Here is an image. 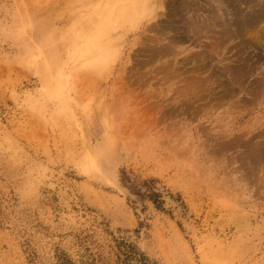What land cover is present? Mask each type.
I'll return each mask as SVG.
<instances>
[{"label": "rangeland", "instance_id": "obj_1", "mask_svg": "<svg viewBox=\"0 0 264 264\" xmlns=\"http://www.w3.org/2000/svg\"><path fill=\"white\" fill-rule=\"evenodd\" d=\"M112 1L0 0V264H264V0Z\"/></svg>", "mask_w": 264, "mask_h": 264}, {"label": "bare ground", "instance_id": "obj_2", "mask_svg": "<svg viewBox=\"0 0 264 264\" xmlns=\"http://www.w3.org/2000/svg\"><path fill=\"white\" fill-rule=\"evenodd\" d=\"M220 1V0H219ZM218 1V2H219ZM113 3H111V4H109L108 6H107V9H108V12L106 13V16L105 17H103V18H108V17H111V16H115V18L117 17V16H119V15H121V11L123 12V11H125V10H129V8H128V6H126L125 4L126 3H128L129 2V4L131 3L132 5H134L133 6V8H132V13H134L136 10H135V8L137 9V5H140L141 3H140V0H116L115 2L114 1H112ZM143 2H145L146 3V0H143ZM235 2V1H234ZM128 4V5H129ZM225 4V3H224ZM131 5V6H132ZM142 5H144V4H142ZM220 5V4H219ZM240 5H243V4H240ZM104 6H105V4H104ZM125 6L128 8H125ZM221 6H223V5H221ZM129 7H130V5H129ZM124 8H125V10H124ZM107 9H105V10H107ZM110 9V10H109ZM218 9V8H217ZM216 9V10H217ZM135 10V11H134ZM230 11V10H229ZM130 12V11H129ZM137 12V11H136ZM124 14V13H123ZM129 14H131V13H129ZM134 14H136V13H134ZM102 15V14H101ZM191 16V15H190ZM197 16V15H196ZM243 16V15H242ZM102 18V19H103ZM114 18V19H115ZM202 18V17H201ZM217 18V17H216ZM225 18V17H224ZM228 18V17H227ZM226 18V19H227ZM105 19V20H106ZM191 20H192V18H191ZM223 20V19H222ZM107 21V20H106ZM200 21V20H199ZM231 21V20H230ZM201 22V21H200ZM206 22V21H205ZM102 23V22H101ZM257 23H259V21L257 22ZM227 24H229V20H228V22H227ZM231 25V24H230ZM258 25V24H257ZM256 25V26H257ZM263 25V24H262ZM262 25H260V26H262ZM233 26V25H232ZM239 26V25H238ZM243 26H245V25H243ZM251 26H253V25H251ZM254 26H255V24H254ZM241 27H242V25H241ZM240 27V28H241ZM259 27V26H258ZM263 27V26H262ZM261 27V28H262ZM247 28V27H246ZM251 28V27H250ZM258 29V28H257ZM232 30V29H231ZM236 30V29H235ZM256 30V29H255ZM255 30H252V31H254L255 32ZM260 31H259V33L260 34H262V32H261V30L262 29H259ZM239 32V31H238ZM250 32V31H249ZM257 33H258V31H257ZM228 34V33H227ZM235 34H236V32H235ZM239 34V33H238ZM253 34V33H252ZM255 34V33H254ZM253 34V35H254ZM218 35V34H217ZM234 35V34H233ZM252 35V37L254 38V36ZM256 35H258V34H256ZM263 35V34H262ZM238 36V35H237ZM240 36V35H239ZM260 35H258L257 36V41H258V37H259ZM156 37V36H155ZM233 37V36H232ZM235 37H236V35H235ZM256 37V36H255ZM262 37V36H261ZM264 37V36H263ZM227 38V37H226ZM245 38V37H244ZM253 38H251V40L253 39ZM260 38V37H259ZM249 40V39H248ZM254 40H255V38H254ZM260 40H262L263 41V38L262 39H260ZM259 40V41H260ZM238 45V44H237ZM264 50V49H263ZM261 52H262V50H261ZM255 57V56H254ZM244 59V58H243ZM259 63V62H258ZM257 64V63H256ZM240 68V67H239ZM237 69V68H236ZM202 72V71H201ZM198 76V75H197ZM197 84V83H196ZM206 87V86H205ZM202 90V89H201ZM207 90V89H206ZM261 91V90H260ZM255 97V96H254ZM253 97V98H254ZM169 103V102H168ZM218 103V102H217ZM52 112V111H51ZM7 161V160H6ZM10 168V167H9ZM12 170V169H11Z\"/></svg>", "mask_w": 264, "mask_h": 264}]
</instances>
